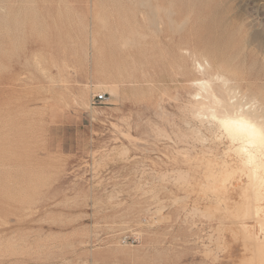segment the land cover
I'll return each instance as SVG.
<instances>
[{"label": "rangeland", "instance_id": "374dc122", "mask_svg": "<svg viewBox=\"0 0 264 264\" xmlns=\"http://www.w3.org/2000/svg\"><path fill=\"white\" fill-rule=\"evenodd\" d=\"M211 92L264 122V0H0V264H264Z\"/></svg>", "mask_w": 264, "mask_h": 264}, {"label": "bare ground", "instance_id": "6f19581e", "mask_svg": "<svg viewBox=\"0 0 264 264\" xmlns=\"http://www.w3.org/2000/svg\"><path fill=\"white\" fill-rule=\"evenodd\" d=\"M166 21L167 20H166V18L164 16L159 17V22L161 24H165ZM202 81H204V80H202ZM209 82H211V80ZM207 97H208V99L211 100L212 104L213 103L215 104L214 105L215 107L217 106L218 108H220L219 110L221 112L219 110H217V108H216V110L220 114H217L216 110H215L216 113L215 112L214 113L217 114L216 116L219 117L223 127L226 129L228 134L231 135V137H233V138L235 137L236 139H238V141L239 140L241 141V144H242L241 145V149H242V151H243L244 147L247 146V145H250L253 148L258 146V149H259V146H262L264 144V129H263L264 122L256 120V114L253 115L254 111L251 108H249V109H251L252 111L249 112L247 109H245L244 106H242V104L240 105V102L238 103L239 104L238 106L232 105L233 103L231 104L229 101H225L222 98H217V96L214 94V92H211ZM241 103H243V102H241ZM202 105L205 108L204 105H206V103L202 104ZM207 105H209V104H207ZM243 105H244V103H243ZM212 106L210 104L209 107L207 106L206 108H208V109L210 107L214 108ZM204 108H202V109H204ZM198 109H200V108H198ZM205 111H206V109H205ZM212 111H213V109L210 112H212ZM211 115H213V114H211ZM261 118L258 117L257 119H261ZM262 125H263V127H262ZM256 152H258V151H256ZM244 153H246V152H244ZM256 155L257 154H254L253 152L251 153V155H249L251 157L250 159H252L253 162H255V160H256ZM259 159L261 160V157H259Z\"/></svg>", "mask_w": 264, "mask_h": 264}, {"label": "built area", "instance_id": "2783aa9c", "mask_svg": "<svg viewBox=\"0 0 264 264\" xmlns=\"http://www.w3.org/2000/svg\"><path fill=\"white\" fill-rule=\"evenodd\" d=\"M95 97L98 102H103L106 99V93L96 94Z\"/></svg>", "mask_w": 264, "mask_h": 264}]
</instances>
